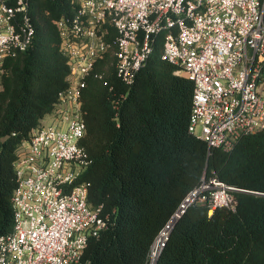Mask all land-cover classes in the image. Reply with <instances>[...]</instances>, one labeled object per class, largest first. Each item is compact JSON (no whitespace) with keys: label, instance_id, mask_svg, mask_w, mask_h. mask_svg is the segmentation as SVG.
<instances>
[{"label":"trees","instance_id":"1","mask_svg":"<svg viewBox=\"0 0 264 264\" xmlns=\"http://www.w3.org/2000/svg\"><path fill=\"white\" fill-rule=\"evenodd\" d=\"M77 6V0H31L33 42L4 63L0 236L13 229L19 148L68 86L70 65L56 21ZM161 52L157 42L132 84L118 76L112 50L87 79L80 144L89 165L82 180L89 183V204L103 206L109 226L90 238L81 264H148L184 197L212 173L240 189L235 209L190 205L155 264H264V130L209 154L207 142L189 129L194 84Z\"/></svg>","mask_w":264,"mask_h":264},{"label":"built area","instance_id":"2","mask_svg":"<svg viewBox=\"0 0 264 264\" xmlns=\"http://www.w3.org/2000/svg\"><path fill=\"white\" fill-rule=\"evenodd\" d=\"M77 3L74 14L56 21L70 65L68 86L19 148L14 223L0 236V264H81L90 238L108 228L103 206L88 202L82 175L89 159L80 141L83 90L109 50L118 76L132 84L161 43L162 58L194 84L189 129L207 142L209 154L216 147L230 151L243 135L264 130V0ZM30 6L31 0H0V89L5 61L33 42ZM238 190L215 173L205 175L174 215L195 203L235 209Z\"/></svg>","mask_w":264,"mask_h":264},{"label":"water","instance_id":"3","mask_svg":"<svg viewBox=\"0 0 264 264\" xmlns=\"http://www.w3.org/2000/svg\"><path fill=\"white\" fill-rule=\"evenodd\" d=\"M179 217H180V216H179ZM179 217H175V215H173V216L170 218V220L168 221L167 225L163 228V230H164V229L168 226L170 229H169V232H168L166 238L164 239V241H163V243H162V245H161V247H160V249H159V251H158V254H157V256H156V258H155L153 264L156 263V260H157V258H158V255L161 253L162 248L164 247V245H165V243H166V241H167V239H168V237H169V234H170V232H171L173 226L175 225V223L177 222V220H178ZM171 223H172V224H171ZM163 230H162V231H163ZM162 231H161V232H162ZM161 232H160V233H161ZM159 235H160V234H159ZM159 235H158V237H159ZM158 237H157V238H158ZM157 238H156V239H157Z\"/></svg>","mask_w":264,"mask_h":264},{"label":"bare ground","instance_id":"4","mask_svg":"<svg viewBox=\"0 0 264 264\" xmlns=\"http://www.w3.org/2000/svg\"><path fill=\"white\" fill-rule=\"evenodd\" d=\"M172 224V223H171ZM169 227L167 226L161 233H160V239L156 242L154 249L152 250L151 258L152 260H155L158 251L160 249L161 241L166 237V235L169 232Z\"/></svg>","mask_w":264,"mask_h":264},{"label":"rangeland","instance_id":"5","mask_svg":"<svg viewBox=\"0 0 264 264\" xmlns=\"http://www.w3.org/2000/svg\"><path fill=\"white\" fill-rule=\"evenodd\" d=\"M45 120L47 121V122H49L50 120H51V117L49 116H47L46 118H45ZM210 212H213V209H210ZM150 261H151V256H150Z\"/></svg>","mask_w":264,"mask_h":264}]
</instances>
